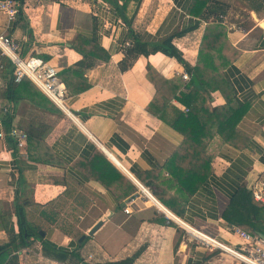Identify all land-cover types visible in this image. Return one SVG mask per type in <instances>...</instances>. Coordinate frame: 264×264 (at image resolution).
<instances>
[{"label":"crops","instance_id":"obj_1","mask_svg":"<svg viewBox=\"0 0 264 264\" xmlns=\"http://www.w3.org/2000/svg\"><path fill=\"white\" fill-rule=\"evenodd\" d=\"M222 1L229 8L236 1L245 11L240 17L229 9L223 15L228 43L223 59L229 52L237 54L220 67L247 111L232 136L234 144L216 135L202 161L187 148L180 150L181 132L148 110L156 92L150 70L174 78L185 68L161 52L128 56L123 46L130 40L129 25L110 2L23 0L22 16L17 14L14 21L0 14V32L21 42L25 56L42 57L57 67L64 82L69 80L66 106L72 113L29 80L22 97H2L7 78L0 69L3 128L18 126L34 135L23 147L9 136L0 139V213L13 214L15 223V201L27 200L29 221L41 227L47 241L79 251L81 261H67L74 264L89 255L91 263L130 258L132 264H243L188 231L197 229L232 246L242 244L223 214L241 186L251 190L264 180V10L250 11L239 0ZM187 2L141 0L135 31L152 41L189 25ZM132 8L133 2L128 15ZM205 23L174 40L193 65ZM78 34L95 36L110 59L84 57L73 47ZM85 83L89 86L82 91L73 89ZM213 100L214 105L226 103L220 91L213 93ZM173 103L183 107L175 99ZM41 125L51 127L43 138L34 134L43 130L37 128ZM100 221L79 247L85 240L79 238ZM259 232L264 234L254 235ZM7 239L0 230V243ZM41 250V240L22 249L19 264L26 257L35 264L67 263Z\"/></svg>","mask_w":264,"mask_h":264},{"label":"trees","instance_id":"obj_2","mask_svg":"<svg viewBox=\"0 0 264 264\" xmlns=\"http://www.w3.org/2000/svg\"><path fill=\"white\" fill-rule=\"evenodd\" d=\"M16 1L19 6L18 15L22 16L20 3L23 0ZM107 1L117 9V12L129 25L128 37L132 45L126 50L128 56L133 58L140 54L150 55L161 52L178 60L189 75V79L185 80L182 75L167 78L161 72L155 70L149 72L156 92L148 105V110L181 132L183 141L180 150L187 148L188 151L195 153L202 161L203 153H206L209 142L216 135L221 136L224 141L234 144L232 136L236 131L238 122L245 115L247 106L238 102L235 92L226 78L224 69L220 67L224 66L226 62H231V59H233L231 57L237 54L236 52H229L228 58L223 59V56L227 54L225 44L228 48V43H224L227 27L222 23V18L228 12V3L222 0H188L184 9L185 14L191 18L190 24L182 26L158 40L149 41L144 39L133 27V20L141 0ZM239 1L244 3L250 11L259 13L260 10H264V0ZM132 2L133 11L131 9V14L128 15L129 5ZM247 15L251 16L250 13ZM204 22H206V25L198 59L196 64L193 65L185 58L183 50L174 43V40L198 29ZM73 47L86 58L110 59L108 51L101 46L95 36L88 38L85 35L78 34L73 40ZM0 62L4 64L3 70L7 78V84L2 90L1 96L9 100H16L19 96L22 97L24 82L32 81L27 77L19 82L16 81L12 62L7 58H1ZM65 83L70 86L69 80L66 79ZM88 86L89 84L85 83L82 86L76 85L73 89L82 91ZM216 91H220L225 97V104H213V93ZM174 99L187 107L188 111L186 112L183 108L175 105L173 103ZM42 126L44 125L37 128L41 129ZM9 129L10 127L6 131H9ZM50 129V126L46 127L45 125L41 132L34 134L43 138ZM28 137H34L33 133L30 132ZM9 138L13 140L10 136ZM14 205L15 223L12 220L13 214H7L5 210L0 213V230L5 231L8 237L7 241L0 243V264H19V252L24 248L33 246L37 240L42 242V254L50 259L64 263L70 261L69 258L82 260L78 250L70 251L45 239V236L40 232L41 227L33 225L29 221L27 200L22 202L16 200ZM261 206L264 209V204L254 199L252 191L245 186H241L232 196L223 217L231 226L245 228L256 234L257 231H264V217L260 214ZM85 241L86 239L80 243L79 247L83 246ZM132 263V259L127 258L100 263L82 261L81 264Z\"/></svg>","mask_w":264,"mask_h":264},{"label":"built area","instance_id":"obj_3","mask_svg":"<svg viewBox=\"0 0 264 264\" xmlns=\"http://www.w3.org/2000/svg\"><path fill=\"white\" fill-rule=\"evenodd\" d=\"M28 2L29 0H25L26 4ZM18 11L16 0H0V14L5 15L9 21H14L16 19ZM131 45L132 42L127 40L123 47L127 50ZM0 55L7 57L12 62L16 81L19 82L24 77H27L52 102L68 115L72 116V113L66 106V96L68 94L67 87L56 66L49 64L38 55L32 54L25 56L23 54V45L21 42L1 32ZM3 67L4 64L0 63L1 70ZM182 77L185 80L189 79V75L186 71L182 73ZM182 108L184 111H188L187 107L183 106ZM6 136H10L18 147H23L26 144L28 133L18 126H11L9 131H6L0 120V139ZM251 189L254 199L264 203V180L254 184ZM129 210V208H126L127 212ZM231 229L243 239L242 244L239 246L226 244L218 238L205 234L197 229L190 230L188 228V231L195 240L200 241L209 248H219L243 264H264V237L251 234L238 226H231ZM25 251L28 252V249ZM91 258L92 255H89L86 262H90Z\"/></svg>","mask_w":264,"mask_h":264},{"label":"rangeland","instance_id":"obj_4","mask_svg":"<svg viewBox=\"0 0 264 264\" xmlns=\"http://www.w3.org/2000/svg\"><path fill=\"white\" fill-rule=\"evenodd\" d=\"M233 1H235V0H233ZM229 13L230 12H232L233 13V16H235V15H238L239 16V14H240V16L241 15H244L245 16V11L243 10V8L241 7V5L239 4V3H237L236 1L234 2V5H233V7L232 8H229ZM239 16V17H240ZM248 16V15H247ZM233 18H235V17H233ZM185 107V106H184ZM254 186V185H253ZM252 186V187H253ZM251 191H252V189H251ZM253 193V192H252ZM257 201V200H256ZM27 259H24L23 260V264H35L34 263V261L33 260H31V258L30 257H26ZM25 261V262H24ZM45 261V260H44ZM66 264H74V263H70V262H67Z\"/></svg>","mask_w":264,"mask_h":264},{"label":"water","instance_id":"obj_5","mask_svg":"<svg viewBox=\"0 0 264 264\" xmlns=\"http://www.w3.org/2000/svg\"><path fill=\"white\" fill-rule=\"evenodd\" d=\"M254 16H255V14H254ZM261 24L262 25H264V22H261ZM102 224V222L100 221V222H98L89 232H88V234H83L80 238H79V242H82L86 237H87V235H93L94 234V232L98 229V227L100 226ZM42 233V235H43V232H41ZM260 236H262V237H264V234L263 233H261V232H259L258 233Z\"/></svg>","mask_w":264,"mask_h":264},{"label":"bare ground","instance_id":"obj_6","mask_svg":"<svg viewBox=\"0 0 264 264\" xmlns=\"http://www.w3.org/2000/svg\"><path fill=\"white\" fill-rule=\"evenodd\" d=\"M190 230H194V229L190 228Z\"/></svg>","mask_w":264,"mask_h":264}]
</instances>
